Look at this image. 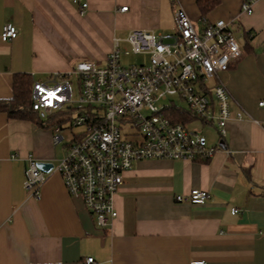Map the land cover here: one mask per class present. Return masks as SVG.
Listing matches in <instances>:
<instances>
[{"label":"crops","instance_id":"crops-1","mask_svg":"<svg viewBox=\"0 0 264 264\" xmlns=\"http://www.w3.org/2000/svg\"><path fill=\"white\" fill-rule=\"evenodd\" d=\"M84 1L81 14L76 0H0V99L13 97L18 73L45 82L80 60L103 63L116 38L129 46L132 30L174 31L182 7L200 29L203 17L229 21L240 41L242 56L221 74L231 94L227 135L191 119L187 125L199 120L218 132L216 142L194 129L206 145L218 146L215 154L136 160L114 196L118 216L101 227L55 169L40 197L30 195L26 156L53 163L63 157L55 125L40 124L37 114L19 119L0 111V264H87L88 257L92 264H264V0L252 13L242 11V0H220L205 15L197 0ZM7 22L19 34L5 41ZM194 188L209 192L203 204L176 200Z\"/></svg>","mask_w":264,"mask_h":264},{"label":"built area","instance_id":"built-area-1","mask_svg":"<svg viewBox=\"0 0 264 264\" xmlns=\"http://www.w3.org/2000/svg\"><path fill=\"white\" fill-rule=\"evenodd\" d=\"M80 3L83 14L88 2ZM257 0H242V11L253 12ZM122 6L121 10H127ZM176 29L158 34L149 30H132L126 38L135 53L148 54L146 62L124 65L121 53H129L120 38L103 63L80 60L67 72H54L48 81H34L32 108L41 113L76 111L72 126H81L69 142L65 153L52 170L60 172L68 193L82 200L101 227L111 226L118 216L114 196L124 182V174L133 163L145 158L208 160L218 146H208L205 137L187 124L173 121L166 109L184 101L197 118L212 123L220 136L227 135L232 118L230 97L221 74L242 56V47L230 22L203 17L198 28L188 13L175 11ZM18 28L4 24L1 38H16ZM79 78L80 96L73 99L71 76ZM264 108V100L259 101ZM244 117L242 110L236 118ZM54 143H61L55 125ZM126 128L125 130H123ZM16 156V154H14ZM25 188L39 198L46 179L39 160L29 153ZM49 174V173H48ZM209 197L204 189L194 188L176 200L203 204ZM240 211L232 208V213ZM87 264L94 262L88 257ZM191 264H208L193 259Z\"/></svg>","mask_w":264,"mask_h":264},{"label":"trees","instance_id":"trees-1","mask_svg":"<svg viewBox=\"0 0 264 264\" xmlns=\"http://www.w3.org/2000/svg\"><path fill=\"white\" fill-rule=\"evenodd\" d=\"M220 0H197V4L205 15L207 12L217 6ZM34 79L25 73H18L14 76L13 97L7 100L0 99V111H4L9 117L27 119L34 118L37 114L39 122L42 125L46 124H61L64 121L63 114L65 111L57 112L54 114L41 113L32 108V88ZM166 114L176 122L187 124L191 119L197 116L189 108H184L177 105H171L166 109ZM43 115V116H42ZM45 116V119H43Z\"/></svg>","mask_w":264,"mask_h":264},{"label":"rangeland","instance_id":"rangeland-1","mask_svg":"<svg viewBox=\"0 0 264 264\" xmlns=\"http://www.w3.org/2000/svg\"><path fill=\"white\" fill-rule=\"evenodd\" d=\"M128 49V54H125L124 52L121 53V62L124 65L146 62L149 58L148 54L133 52L130 46H128ZM70 80L73 89V99L77 100L80 96L79 78L77 75H72ZM176 101L180 106H186V103L184 101ZM75 113L76 111H74V109L70 110L67 113H62L64 121H62V123L60 124L62 129L59 134L62 135L63 141L57 146V152L59 154L58 157L63 156L65 153V142H69L71 139L74 138L75 134H78L82 130L81 126L71 125V118L75 116ZM188 127L191 129H198L199 131H202L206 135L208 141L214 139L217 142L219 140L218 132L210 126H202V123L199 120L192 122L188 125ZM125 129L126 128H124L123 130ZM59 161V158L55 159L54 165H57Z\"/></svg>","mask_w":264,"mask_h":264},{"label":"water","instance_id":"water-1","mask_svg":"<svg viewBox=\"0 0 264 264\" xmlns=\"http://www.w3.org/2000/svg\"><path fill=\"white\" fill-rule=\"evenodd\" d=\"M221 145L223 144V140H221ZM39 168L44 172V173H50L54 167L53 162H45V161H39L38 162Z\"/></svg>","mask_w":264,"mask_h":264}]
</instances>
